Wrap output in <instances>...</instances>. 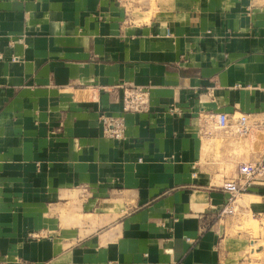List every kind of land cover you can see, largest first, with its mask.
<instances>
[{"label": "crops", "instance_id": "0c3cea01", "mask_svg": "<svg viewBox=\"0 0 264 264\" xmlns=\"http://www.w3.org/2000/svg\"><path fill=\"white\" fill-rule=\"evenodd\" d=\"M253 3L171 0L136 21L127 0H0V264L237 263L253 236L228 231L248 213L264 225V180L232 215L220 186L264 141L211 115L264 110ZM124 83L149 108L105 138Z\"/></svg>", "mask_w": 264, "mask_h": 264}, {"label": "built area", "instance_id": "2783aa9c", "mask_svg": "<svg viewBox=\"0 0 264 264\" xmlns=\"http://www.w3.org/2000/svg\"><path fill=\"white\" fill-rule=\"evenodd\" d=\"M254 0H250L248 11L255 6ZM149 88L130 83L123 84L122 114H102L99 120L102 124V134L105 138L122 140L125 135V122L123 113L144 112L149 108ZM211 123L215 129L230 131L237 137H250L261 130L264 133V110L254 114L241 113L232 121L227 113H215L211 115ZM208 134V131L204 132ZM264 141V135L263 139ZM264 180V159L256 161H240L236 165V176L225 180L220 186L225 193V202L220 214L232 215L235 211V203L238 197L250 191L254 182Z\"/></svg>", "mask_w": 264, "mask_h": 264}, {"label": "rangeland", "instance_id": "374dc122", "mask_svg": "<svg viewBox=\"0 0 264 264\" xmlns=\"http://www.w3.org/2000/svg\"><path fill=\"white\" fill-rule=\"evenodd\" d=\"M171 0H127L128 9L130 11L131 17L136 21H149L151 17L158 10L160 5L168 4ZM263 131L259 130L251 136V142L256 147L260 146L263 139ZM250 138V137H249ZM244 198V197H243ZM239 200V202H245L246 199ZM247 201V200H246ZM236 212V208L234 213ZM264 224V222H263ZM246 230V232L252 233V238L254 241H247L243 244L241 241L237 244L240 248L238 250V258L236 264H264V225L260 227V222L253 219L251 214L243 215L240 225L228 231L232 236H234L237 231ZM249 239V238H248ZM250 243L252 245H250Z\"/></svg>", "mask_w": 264, "mask_h": 264}, {"label": "bare ground", "instance_id": "6f19581e", "mask_svg": "<svg viewBox=\"0 0 264 264\" xmlns=\"http://www.w3.org/2000/svg\"><path fill=\"white\" fill-rule=\"evenodd\" d=\"M243 196V195H242ZM249 197V196H248Z\"/></svg>", "mask_w": 264, "mask_h": 264}]
</instances>
